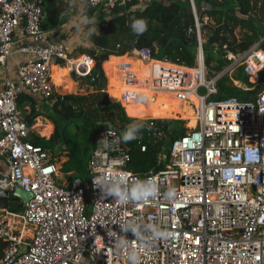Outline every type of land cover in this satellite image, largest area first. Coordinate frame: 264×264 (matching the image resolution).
I'll list each match as a JSON object with an SVG mask.
<instances>
[{"label": "built area", "instance_id": "built-area-1", "mask_svg": "<svg viewBox=\"0 0 264 264\" xmlns=\"http://www.w3.org/2000/svg\"><path fill=\"white\" fill-rule=\"evenodd\" d=\"M129 1L88 0V5L109 14ZM193 9L195 27L189 34L195 33L198 42L195 67L156 60L151 48L122 57L144 67L156 65L150 75L146 72L145 82L187 103L195 110L196 126L174 140L166 170L146 174L129 169L131 158L120 136L104 129L91 155L86 190L81 178L58 185L55 154L31 142V127L18 101L24 95L55 97L54 64L63 63L78 79L89 81L96 60L74 56L66 43L52 41L43 28L42 0H0V64L7 66L15 54L21 28L19 51L28 55L18 79H7L0 91V191L20 188L32 195L21 213L0 207V241L7 243L0 264H132L133 249L139 264H264V91L253 100L218 99V83L225 77L242 70L250 78L264 70V38L243 54H229L224 70L208 78L201 28L209 19L201 24L194 3ZM124 76L132 88L123 91L121 106L145 103L139 79ZM144 120L157 137H167L158 123L167 119ZM98 177L119 180L128 189L150 179L158 192L125 202L104 193L94 182ZM152 226L163 234L152 239Z\"/></svg>", "mask_w": 264, "mask_h": 264}, {"label": "trees", "instance_id": "trees-1", "mask_svg": "<svg viewBox=\"0 0 264 264\" xmlns=\"http://www.w3.org/2000/svg\"><path fill=\"white\" fill-rule=\"evenodd\" d=\"M71 1L42 0L45 19L48 18L56 24ZM193 3L201 24L205 17L209 19L201 29L205 41V66L210 76L224 70L229 63V54H243L264 38V0H149L144 4L139 0H131L116 6L109 14L87 5L84 10L86 18L91 19L98 14L108 19L107 25L101 27L99 34L93 37L95 48L107 56L117 58H110L104 63L105 58L94 50L82 52L79 56L86 54L95 58L96 69L102 70L104 64L109 78V85L104 90L110 94L113 102L119 101L124 90L132 88L127 82L128 77L124 76L126 74L139 79L138 91L146 98L145 103L128 106L126 113L120 104L110 102L105 93L95 92L87 96L93 89L84 88L75 92L79 96H55L50 100V106L39 112L34 98L29 95L20 97L19 109L30 127L39 117H45L53 123L55 131L50 140L33 135L31 142L54 152L58 159L65 155L68 161L62 171L64 174L73 172L68 177L69 180L83 177L86 162L98 147L97 138L104 129L112 130L120 136L125 150L130 155V166L136 173H153L167 168L164 162L169 161L174 140L186 133L184 122L159 121L160 125L165 126L163 130L167 137H157L148 120L133 118L171 119L177 118L176 115L179 114L182 118L189 119L191 124L196 120L195 110L187 103L175 100V94H165L161 88L154 87L148 81L145 85L146 72L150 75L153 70H157L156 65L144 67L139 60L122 56L138 49L151 48L156 60L167 59L174 64L195 67L198 42L195 33L189 34V30L195 27L196 20ZM140 6L144 8L140 9ZM133 18H143L146 21L147 30L142 35L132 31L130 25ZM142 69L144 78L141 76ZM72 75L79 87L87 86V80ZM232 80L249 83V78L242 70L232 77H225L218 83V99L233 96L231 94L236 87ZM106 84L107 78L102 70V74L90 87ZM262 85L264 70L259 74V86ZM100 88L102 90L104 87ZM64 89L73 90L71 81ZM155 94L158 95L157 102L152 101ZM26 104L31 106L30 111L24 109ZM131 124L142 127L137 139L125 142L122 137ZM142 147H146L145 152H142ZM0 207L13 213H21L24 210L22 200L13 195L0 197ZM6 247L7 243L0 241V260Z\"/></svg>", "mask_w": 264, "mask_h": 264}, {"label": "crops", "instance_id": "crops-1", "mask_svg": "<svg viewBox=\"0 0 264 264\" xmlns=\"http://www.w3.org/2000/svg\"><path fill=\"white\" fill-rule=\"evenodd\" d=\"M87 5H88V0H72L71 4L67 8V10L64 12V14L61 16L60 20L53 26H49V28H44L50 33L52 41L66 43L68 46H70L71 50L73 51L74 56H79L81 55L82 52L93 50L95 47L93 43V37L99 34L101 27L107 25V22H108V19L105 18L106 19L105 23L100 24V19H99L100 16L98 14H96L91 19L86 18L84 16V10ZM139 8L142 9L144 8V6H140ZM66 18H69V19L67 21H64ZM98 25H101L99 29L95 27ZM22 38H23V29L21 28L17 31V34H16L17 43L15 47V54L11 58L8 59L7 66L3 67L0 64V91L7 79H12V80L18 79L19 68L20 66L25 64V62L28 59V55L21 53L19 51L20 48L24 45V41L22 40ZM98 51H100L101 55L105 57V54H103L101 50H98ZM110 58H117V57L108 56L107 60L104 59L105 63ZM63 65L65 64L63 63L54 64L53 66H57V67L56 69H54L53 72L51 70V82L55 86V96H62V97L68 96V95L77 96L78 94L75 93L76 91H80L84 88H91L93 89L92 91L94 92V89L97 88L99 90H95V91L105 93L107 96L109 95V98H110V94L104 90L109 85V78L106 75L104 66L102 70L105 74V77L107 78L106 85H96L95 87H90L88 86V82H87V86L79 87V85L74 79V76L71 74V72L68 73L64 69ZM70 81L73 84V90L65 91L64 88L69 86ZM232 82H233L234 87L238 89H242L245 92H247V94H249L245 97H239L243 100H253L256 98V96L260 92L264 91V85L259 86V74L257 76L250 77L249 83L237 81V80H232ZM100 87H104V88L101 90ZM93 92H90V93H93ZM32 98H34L33 100L35 101L34 103L36 104V109L39 112H42L43 110H45L46 106L47 107L50 106V100L47 101L40 97H32ZM111 101L112 100L110 99V102ZM120 101H121V98L119 99L118 102H112V103L120 104L119 103ZM127 107L124 108L126 112H127ZM24 109L27 111H30L31 106L26 104ZM54 131H55V127L50 120H48L45 117H39L37 118L36 122L31 127V136L42 135L45 137H42V136L40 137L44 138L45 140H50L54 134ZM57 159L58 158H56V160Z\"/></svg>", "mask_w": 264, "mask_h": 264}, {"label": "clouds", "instance_id": "clouds-1", "mask_svg": "<svg viewBox=\"0 0 264 264\" xmlns=\"http://www.w3.org/2000/svg\"><path fill=\"white\" fill-rule=\"evenodd\" d=\"M132 31L137 35H142L147 30V23L143 18H133L131 25ZM142 125L131 124L125 130L122 139L125 142L137 139V134L140 131ZM95 183H99L104 193L110 196H114L117 199L122 201H127L128 199L136 200H147L148 198L155 197L158 192V187L152 180H137L134 182L131 189L122 188L121 181L114 179L109 182L104 177H98ZM174 195V190H169L167 196L171 198ZM163 233L158 227L152 226L151 238L155 239L156 237L162 235ZM144 243H149V240L146 239ZM129 260L132 264H139V259L137 252L133 249L129 253Z\"/></svg>", "mask_w": 264, "mask_h": 264}, {"label": "rangeland", "instance_id": "rangeland-1", "mask_svg": "<svg viewBox=\"0 0 264 264\" xmlns=\"http://www.w3.org/2000/svg\"><path fill=\"white\" fill-rule=\"evenodd\" d=\"M69 18H66L64 21H67ZM99 19H100V24H102V23H105V21H106V19L104 18V17H99ZM45 22L43 23V28H49V26H53L54 24H53V22H51L50 21V19H45L44 20ZM96 28H100L101 27V25H98V26H95ZM98 55H101V53H100V51H98V49L97 48H95L94 47V49H93ZM104 63H105V61H104ZM103 66H104V64H103ZM143 69H142V72H141V76L143 77ZM211 77H213V76H210L209 74H208V78H211ZM144 78V77H143ZM143 80V79H142ZM263 86V85H262ZM95 90H99V89H97V88H95L94 89V92H97V91H95ZM93 92V93H94ZM93 93H89L88 95H90V94H93ZM200 93L201 94H204V90H201L200 91ZM231 95H233V96H231V97H234V96H238V97H245V96H247V95H249V94H247V92H245L244 90H242V89H238V88H235L234 90H233V92H232V94ZM78 96V95H77ZM189 98H191V101L192 102H194V99L192 98V96H190L189 95ZM108 99H109V101H110V98H109V95H108ZM86 102L87 101H84V103H85V106H86ZM111 102H113V101H111ZM87 108V107H86ZM127 113V112H126ZM129 116V115H128ZM132 118V117H131ZM133 119H139V118H133ZM165 119H167V120H173V121H175V120H177V121H182V122H184V127H185V129L186 130H189L190 128H193L195 125H194V122L192 121V123L190 124L189 123V119H184V118H182V116H179L178 118H165ZM142 120H144V119H142ZM40 136H42V135H40ZM42 137H45V136H42ZM41 137V138H42ZM102 146V145H101ZM169 158H170V155H169ZM91 159V158H90ZM68 160H67V158H66V156L64 155V156H62V157H60L59 159H57V164H58V167H59V169H60V171H59V177H57V182H58V185L59 186H62V187H66L65 185H62V184H64L66 181H68L69 180V176H71L72 174H73V172L72 173H68V174H64L63 173V171H64V164L67 162ZM89 162H90V160L89 161H87L86 162V167L84 168V175H83V177L81 178L82 180H83V183L85 184V188H86V190H90V182H91V179H92V176H91V174H90V171L88 170V167H89ZM3 163V160L2 159H0V165ZM169 163V161H165L164 162V165H167ZM131 164V163H130ZM130 164H129V169L131 170V171H134L132 168H131V166H130ZM62 169H63V171H62ZM87 170V171H86ZM135 172V171H134ZM91 209H92V202L88 199V213H90L91 212Z\"/></svg>", "mask_w": 264, "mask_h": 264}, {"label": "water", "instance_id": "water-1", "mask_svg": "<svg viewBox=\"0 0 264 264\" xmlns=\"http://www.w3.org/2000/svg\"><path fill=\"white\" fill-rule=\"evenodd\" d=\"M132 50H133V48H132ZM104 58L107 60L108 56L105 55ZM101 74H102V70L101 69H96L95 72H94L93 78L88 81V86H93L95 81L98 79V77ZM12 195L15 196V197L20 198L22 200V203H23L24 206H26L28 204V202L30 201V199L32 198V195L30 193L24 192L20 188H16L12 192L0 191V197H9V196H12Z\"/></svg>", "mask_w": 264, "mask_h": 264}, {"label": "bare ground", "instance_id": "bare-ground-1", "mask_svg": "<svg viewBox=\"0 0 264 264\" xmlns=\"http://www.w3.org/2000/svg\"><path fill=\"white\" fill-rule=\"evenodd\" d=\"M56 67H57V66H53V67H52V72L54 71V69H56ZM63 67H64V69H65L68 73L70 72V69H69V67H68L67 65H63ZM113 75L116 76V72H115V71H113ZM51 84H52V87L55 88V86L53 85L52 82H51ZM190 96H192V95H190ZM192 98L194 99V103L198 104V103H197V99H196V97L192 96ZM193 122H194V125L196 126V120H194ZM195 126H194V127H195ZM194 127H193V128H194ZM166 169H167V168H166ZM166 169H164V170H166ZM161 171H162V170H161Z\"/></svg>", "mask_w": 264, "mask_h": 264}]
</instances>
